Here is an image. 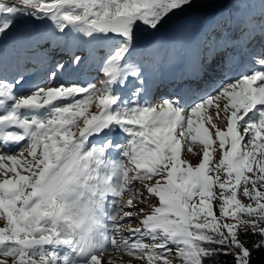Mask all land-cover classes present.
Masks as SVG:
<instances>
[{
    "label": "snow or ice",
    "instance_id": "6c2138e0",
    "mask_svg": "<svg viewBox=\"0 0 264 264\" xmlns=\"http://www.w3.org/2000/svg\"><path fill=\"white\" fill-rule=\"evenodd\" d=\"M217 8L0 0V264H264V0ZM48 41L70 58L30 82ZM182 60L222 78L149 97Z\"/></svg>",
    "mask_w": 264,
    "mask_h": 264
},
{
    "label": "rangeland",
    "instance_id": "374dc122",
    "mask_svg": "<svg viewBox=\"0 0 264 264\" xmlns=\"http://www.w3.org/2000/svg\"><path fill=\"white\" fill-rule=\"evenodd\" d=\"M195 24V21H193ZM48 24L40 23V22H33L32 20H22L17 25V32H25L28 30L32 31H39L43 32L48 29ZM168 36L170 34L169 29L163 30ZM56 46L55 43L52 44H42V48L45 49L47 47H54ZM45 53H50V50ZM237 52V54H236ZM40 54L36 60L29 61L24 67L27 70V75L30 82H40L42 81L46 75L48 68L51 65V57L48 54ZM228 53L230 55H235L238 57L240 64L238 66H246L247 65V58H245L246 53L241 52L239 50L229 49ZM223 55V53L221 54ZM67 59H58L67 61L70 58V53L67 55ZM55 61V60H54ZM53 61V62H54ZM234 67H238L237 65H233ZM168 70V71H167ZM90 75H93L94 72L90 70ZM161 71V72H160ZM159 74L150 72L147 73V87L149 89L147 95L149 97H160V98H167V97H180L182 102H188L193 93H203L205 91L211 92L212 89L215 87L213 81H219L222 78V69L218 63H214L211 66H208V70L201 75L197 66L193 65L189 61L182 62V64H176L174 67L172 66L171 69H167V65L162 66L161 70L159 69ZM152 78H151V76ZM234 75L238 76V73H234ZM152 79L159 80L158 82L153 81ZM189 86L190 90H192L191 94L186 92V87ZM158 87L161 88L162 91H158ZM153 103H158V100L153 99ZM207 126V125H206ZM119 138V137H118ZM195 150H199L198 146H194ZM185 158L190 159L193 164L198 162V157L192 156L188 154ZM137 220L133 218L132 220V227H135ZM128 225H125L127 228Z\"/></svg>",
    "mask_w": 264,
    "mask_h": 264
},
{
    "label": "trees",
    "instance_id": "16d2710c",
    "mask_svg": "<svg viewBox=\"0 0 264 264\" xmlns=\"http://www.w3.org/2000/svg\"><path fill=\"white\" fill-rule=\"evenodd\" d=\"M216 3L218 4V11H223L225 13L228 12L229 8H230V0H216ZM158 38H161V39H165L166 37L163 36V31L159 34V37ZM181 61H178L174 64H171V65H167V69H171L172 66H175L176 64H179ZM150 72V70H149ZM261 257L259 254H256L255 257H254V264H259V261H260Z\"/></svg>",
    "mask_w": 264,
    "mask_h": 264
},
{
    "label": "bare ground",
    "instance_id": "6f19581e",
    "mask_svg": "<svg viewBox=\"0 0 264 264\" xmlns=\"http://www.w3.org/2000/svg\"><path fill=\"white\" fill-rule=\"evenodd\" d=\"M114 255V254H113ZM114 256H116V255H114Z\"/></svg>",
    "mask_w": 264,
    "mask_h": 264
}]
</instances>
